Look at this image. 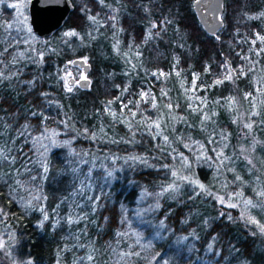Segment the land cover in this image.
<instances>
[{
    "label": "trees",
    "instance_id": "16d2710c",
    "mask_svg": "<svg viewBox=\"0 0 264 264\" xmlns=\"http://www.w3.org/2000/svg\"><path fill=\"white\" fill-rule=\"evenodd\" d=\"M69 1L63 24L49 37H36L33 54L0 27V123L12 144L0 153V230L12 238L5 255L0 251V264H80L59 239L74 200L99 215L100 243L114 241L117 232L121 249L135 244L133 264H264L254 250L264 253V218L244 208L242 187L244 167H264V0H222V25L214 34L200 25L195 0ZM73 31L80 50L66 41L64 33ZM103 33L116 41L104 60L100 48L110 50L97 40ZM137 52L142 60L134 63ZM81 55L90 60L89 88L69 90L62 71L79 69L66 63ZM169 81L182 96L178 90L175 98L161 96ZM141 93L154 98L152 109L137 106ZM201 101L209 111L215 103L230 106L227 115L220 109L213 116L218 120L209 140L194 121L179 124L175 135L130 125L117 137L111 127L101 135L95 126L135 113L152 118L163 104L177 105L174 113L184 120L195 107L201 112ZM51 130L64 133L74 155L62 148L44 157L33 153V138ZM226 158L233 170L223 182L213 167ZM102 164L123 173L103 181ZM45 180L57 185L53 192H45ZM143 191L146 212L138 205ZM81 255L84 250L75 254Z\"/></svg>",
    "mask_w": 264,
    "mask_h": 264
},
{
    "label": "rangeland",
    "instance_id": "374dc122",
    "mask_svg": "<svg viewBox=\"0 0 264 264\" xmlns=\"http://www.w3.org/2000/svg\"><path fill=\"white\" fill-rule=\"evenodd\" d=\"M29 0H3L2 3H0V16L2 18L0 27L1 31L5 34L9 33L8 36L10 37V40L14 44H22L26 47V50L29 49L31 53L33 54L36 50V46L38 45V41L36 36L31 32L29 23H28V12H27V4ZM22 5V7L13 8L11 5ZM5 9V10H4ZM7 10V12H6ZM110 21H112V17H108ZM105 23V22H103ZM11 26V27H10ZM152 27H155L153 24ZM74 33V35L70 34ZM90 34V32H88ZM66 37V41H68L72 47L75 48V50H80V44L81 39L79 37V34H77L75 31L64 33ZM97 40L100 42V46L102 44H107L109 47L110 52L107 48H103V51L100 48V58L102 60L108 58L111 54V51L114 52V49L116 47V41L108 34H100L97 36ZM82 47V45H81ZM111 57V56H110ZM132 61L134 63L141 62L142 58L140 53H132L131 54ZM85 62L89 63V57L88 55H81V57ZM113 59H116L114 56H112ZM69 77H73L76 81L80 79L81 77V70L80 69H72V68H64L61 74V80L63 82V85L68 88L72 89V87L66 86V81ZM89 80L91 78L87 76ZM180 87H178L173 81H169L165 90L162 91V97L165 96L169 99L175 98L177 95V90L179 91L180 95L182 96V91ZM180 98L182 99V97ZM147 102H150L149 107H144ZM202 104H198L199 111L201 109V112L198 113L197 107L193 111L191 115H188L187 118L184 120L182 119V116L175 114V106L172 108L166 106L165 104L159 106V110L157 109L154 112L153 117L149 118L144 115H138L135 108L128 109L127 112L123 111L124 108L120 107V111L124 113H129L130 111L132 114L130 117L126 119L121 118L120 116H117L114 121L109 120H101L100 122H97L95 125L96 129L101 133V135L104 134L106 127H111L113 129V133L118 137L120 136V128L121 127H129L130 125H137L139 126V130L143 133H149L151 131V128H164L165 133H172L175 135L176 129L179 124L184 123H192L193 121L198 124L199 131L203 135L204 138H207L208 140L214 136V133H212L211 130L214 128V124L218 119H214V115L218 113V110L221 109L223 115L225 111V115L229 113L230 106L225 107L226 105H218V104H212L213 108L212 110H208V105H206V102L201 101ZM155 101L154 98H152L151 94H145L141 93L139 95V99L137 101V106H140L143 110H150L154 106ZM124 106V105H123ZM128 107V106H127ZM181 107H183V104H181ZM180 107V108H181ZM145 108V109H144ZM179 108V107H178ZM204 108V109H203ZM203 109V111H202ZM207 109V110H205ZM261 110V108H260ZM259 110V111H260ZM109 113L114 114V111L107 110ZM258 111V113H259ZM214 116V117H213ZM221 116V115H220ZM221 120H223V116L220 117ZM261 124V123H260ZM260 130L264 132V124L260 126ZM135 131V130H134ZM212 133V134H210ZM64 133L58 132V131H46L42 133L41 135L34 137L32 144L33 153L37 155V157H44V155H47L49 151L52 150H61L66 149L69 145L68 138H65ZM11 139H10V131L9 129L4 125V123H0V153H2L3 149L1 148L3 145L4 147H11ZM167 140L165 141V143ZM168 144V143H167ZM66 146V147H65ZM68 150V154L74 155V151L71 149ZM187 152L192 153L190 148H187ZM204 153L201 152L200 155L202 157ZM187 155V154H184ZM187 158L186 156H184ZM209 159V157L207 156ZM223 161H226V163L222 164L221 168L219 166L213 167V172L216 173L217 177H221L223 179V182H225L226 179V173L231 172L233 170L228 164H227V158ZM0 163L3 166V160L2 156L0 155ZM229 163V162H228ZM181 164V162H180ZM203 164V163H202ZM101 170L103 171V178L101 180L105 181L108 177H111L113 180L115 177L120 176V173H123L122 171H119L117 173L112 172L108 169L107 166L101 165ZM187 169V168H185ZM183 168V171H185ZM2 170V169H1ZM119 170V169H118ZM244 170L246 172V178L245 181H243L244 186V194L245 197L243 198V205L244 208L247 211H253L257 212L261 218H264V195L261 191L262 184L264 183V167L255 166L254 168L250 169L245 168ZM111 171V172H110ZM203 177H205L204 174H202ZM182 180L186 182H190V177L185 179L183 176L181 177ZM194 180V179H193ZM195 181V180H194ZM197 182V181H195ZM194 182V184H195ZM193 184V183H192ZM57 186V185H56ZM55 184L51 180H45L42 182V187L45 188V192L50 193L53 192L56 188ZM22 189V187H21ZM93 188H89V191L92 192ZM189 200H192V197H188ZM53 205L55 203L53 200H51ZM248 201H251V203H247ZM147 203V194L145 191L142 192V195L139 200V208L143 211L150 210L147 207H144ZM0 205H2L0 201ZM74 208H70L68 213V218L63 221V231L59 235V239L63 240V247L68 248L72 254V260L73 263L77 260L80 264H133L135 263V260L139 258V253L134 252V243L127 242L125 243V247L121 249L119 247V240H118V234L116 232L115 236L116 239L112 242H103L101 240L102 233L104 228L100 226L98 219L99 215L94 212V209L88 211L85 206V201H76L74 200ZM58 206V205H56ZM88 207V206H87ZM158 207L156 205L152 206L151 210H155ZM3 210L0 207V220L4 218L5 215H3ZM201 211H196L192 218H198ZM44 217V216H43ZM42 222H44V219H41ZM20 223V221H18ZM60 228H57L56 230H59ZM55 230L51 233L53 238V233ZM133 239L136 237L133 236ZM12 238H10V235L5 232V230H0V251L6 252L8 247L11 246ZM146 247V249H150V244H143ZM131 248V249H130ZM80 250H84L85 255H81L79 257L75 256L77 252ZM255 251L259 252L260 258H264V253L260 248L254 249ZM5 255V254H4ZM15 260V259H13ZM165 264H174L173 259H170L169 261H166Z\"/></svg>",
    "mask_w": 264,
    "mask_h": 264
},
{
    "label": "water",
    "instance_id": "95a60500",
    "mask_svg": "<svg viewBox=\"0 0 264 264\" xmlns=\"http://www.w3.org/2000/svg\"><path fill=\"white\" fill-rule=\"evenodd\" d=\"M192 8L205 32L214 34L220 29L222 0H195ZM71 9L69 0H29L27 12L31 32L38 38L49 37L63 24ZM66 66L81 70L80 79L76 81L73 77H69L66 85L69 87L76 85L83 90L88 89L90 80L87 74L90 71V65L82 58H75L66 63Z\"/></svg>",
    "mask_w": 264,
    "mask_h": 264
},
{
    "label": "snow or ice",
    "instance_id": "6c2138e0",
    "mask_svg": "<svg viewBox=\"0 0 264 264\" xmlns=\"http://www.w3.org/2000/svg\"><path fill=\"white\" fill-rule=\"evenodd\" d=\"M2 2H3V0H0V3H2ZM11 7L18 8V7H22V5H15L14 4V5H11ZM262 15H264V13H262ZM70 34L74 35V33H70ZM262 39H264V38H262ZM228 78H230V77H226V79H228ZM220 82L221 81H217V83H220ZM69 90H71V89H69ZM249 127H250V125H249ZM201 187H203V185H201ZM262 195H264V194H262ZM221 202L223 203V201H221ZM247 203H251V201H248ZM235 206L236 205H231V207H235ZM248 222L249 223H256L255 219L251 218V217L248 218ZM259 227H260L261 232H264V225H259Z\"/></svg>",
    "mask_w": 264,
    "mask_h": 264
}]
</instances>
